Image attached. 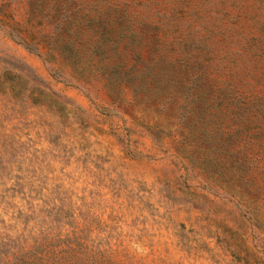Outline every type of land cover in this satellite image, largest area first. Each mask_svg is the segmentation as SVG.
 <instances>
[{
  "label": "rangeland",
  "instance_id": "rangeland-1",
  "mask_svg": "<svg viewBox=\"0 0 264 264\" xmlns=\"http://www.w3.org/2000/svg\"><path fill=\"white\" fill-rule=\"evenodd\" d=\"M0 264H264V0H0Z\"/></svg>",
  "mask_w": 264,
  "mask_h": 264
}]
</instances>
